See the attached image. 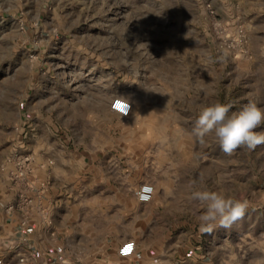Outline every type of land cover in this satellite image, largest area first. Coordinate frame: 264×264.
<instances>
[{
  "label": "rangeland",
  "instance_id": "rangeland-1",
  "mask_svg": "<svg viewBox=\"0 0 264 264\" xmlns=\"http://www.w3.org/2000/svg\"><path fill=\"white\" fill-rule=\"evenodd\" d=\"M215 102L229 115L264 108V0H0V169L11 154L40 153L44 121L53 136L55 121L64 134L65 119L104 116L102 161L124 169L133 193L154 185L150 229L173 264H264V145L229 156L214 135L199 144V109ZM201 190L247 201L245 216L202 234Z\"/></svg>",
  "mask_w": 264,
  "mask_h": 264
},
{
  "label": "crops",
  "instance_id": "crops-1",
  "mask_svg": "<svg viewBox=\"0 0 264 264\" xmlns=\"http://www.w3.org/2000/svg\"><path fill=\"white\" fill-rule=\"evenodd\" d=\"M62 116L67 118L65 111ZM68 120L64 134L55 121L51 136L44 121L45 131L33 138L40 153L32 154V178L45 187L29 193L28 212L6 209L18 188L7 168L0 169V264H173L171 250H159L150 229L156 200L139 202L124 169L102 161L108 158V121L104 116L85 125ZM127 240L134 242L133 252L120 256ZM179 264L195 263L185 257Z\"/></svg>",
  "mask_w": 264,
  "mask_h": 264
},
{
  "label": "clouds",
  "instance_id": "clouds-1",
  "mask_svg": "<svg viewBox=\"0 0 264 264\" xmlns=\"http://www.w3.org/2000/svg\"><path fill=\"white\" fill-rule=\"evenodd\" d=\"M226 55L227 52L220 59ZM117 103L124 106L123 110L118 109L121 116L128 115L131 110L129 100L120 96ZM230 109L231 105L220 102L202 106L191 135L201 145L206 144V137L214 135L222 152L229 156L239 148H246L251 152L258 146L264 145V131H257L264 125V108L259 107L255 102H249L231 115H229ZM141 198L144 197L141 195ZM193 199L200 201L205 207L197 217L202 234H210L221 227L231 228L245 216L248 209L247 201L231 198L223 191H196L193 193Z\"/></svg>",
  "mask_w": 264,
  "mask_h": 264
},
{
  "label": "built area",
  "instance_id": "built-area-1",
  "mask_svg": "<svg viewBox=\"0 0 264 264\" xmlns=\"http://www.w3.org/2000/svg\"><path fill=\"white\" fill-rule=\"evenodd\" d=\"M33 156L32 154L14 153L8 156L1 168H7L8 177L12 187H17L14 200L7 204L6 209L10 211L19 210L28 212L32 204V198L29 193L35 192L34 180L31 179L33 173ZM43 185V182H41ZM150 189V191L148 190ZM155 187L150 182H142L134 191L135 198L142 203L152 200ZM144 198H141V195ZM134 242L132 240L125 241L118 249L120 256H128L133 252ZM22 260V259H21Z\"/></svg>",
  "mask_w": 264,
  "mask_h": 264
},
{
  "label": "snow or ice",
  "instance_id": "snow-or-ice-1",
  "mask_svg": "<svg viewBox=\"0 0 264 264\" xmlns=\"http://www.w3.org/2000/svg\"><path fill=\"white\" fill-rule=\"evenodd\" d=\"M115 107L117 108V109H119V110H123V105L122 104H120V103H117L116 105H115Z\"/></svg>",
  "mask_w": 264,
  "mask_h": 264
}]
</instances>
